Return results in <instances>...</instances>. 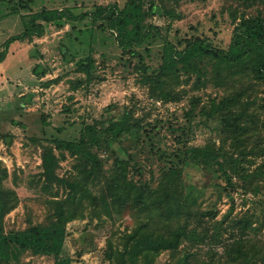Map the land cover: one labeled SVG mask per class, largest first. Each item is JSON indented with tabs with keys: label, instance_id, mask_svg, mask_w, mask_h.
<instances>
[{
	"label": "rangeland",
	"instance_id": "obj_1",
	"mask_svg": "<svg viewBox=\"0 0 264 264\" xmlns=\"http://www.w3.org/2000/svg\"><path fill=\"white\" fill-rule=\"evenodd\" d=\"M126 1L30 0L29 4L30 11L70 8L82 13L98 5L122 8ZM157 2L162 14L150 16L146 22L161 26L175 42L181 37L201 36L227 49L242 18H264V0ZM12 5L10 0H0V50L9 37L23 31L21 15L30 13L26 9L13 13ZM100 22L49 23L42 36L12 43L6 60L0 63V162L8 173L3 185L16 193L14 205L4 218L5 231L51 222L55 202L74 194L76 217L65 226L63 257L69 264H121L118 254L124 252L129 235L140 226L164 235L169 226L186 225L190 215L193 219L188 230L197 228L201 233L206 229L209 238L201 237L194 244L185 241L179 254L161 251L150 258V264H186L182 261L186 254L189 264H244L243 259L232 262L226 251L238 243L245 249L255 243L264 245V84L248 73L217 81L207 64L201 78L184 70L168 77L163 95L142 81L140 68L142 60L149 66L148 73L158 71L162 41L139 48L140 59L124 54L117 44V33L100 28ZM88 56L94 59L89 77L78 69V62ZM36 65L43 74L33 73ZM31 93L32 104L21 99ZM236 93L241 99L233 108L246 110L244 123L249 125L248 140L243 145L222 134L221 114L212 112L214 103ZM126 113L132 116L130 120L141 121L144 129L138 137L125 135L114 145L111 156L99 152L102 167L98 181L87 175L82 159L54 143L56 138H79L85 123L101 124ZM207 144L235 155L249 151L242 159L243 171L233 173L232 185L210 169L174 158L178 150ZM46 151L55 158L57 178L51 182L44 175ZM115 157L129 158L128 180L152 190L175 166L178 176L173 178V187L182 205L178 218L167 220L158 213L150 214L133 207L130 200L115 206L104 185ZM91 195L97 199L88 198ZM196 214L203 217L196 220ZM246 219L253 227L244 230L238 223ZM215 227L220 237H213ZM139 262L145 261L141 258ZM8 264L57 263L52 255L25 251ZM126 264L131 263L126 259Z\"/></svg>",
	"mask_w": 264,
	"mask_h": 264
},
{
	"label": "trees",
	"instance_id": "obj_2",
	"mask_svg": "<svg viewBox=\"0 0 264 264\" xmlns=\"http://www.w3.org/2000/svg\"><path fill=\"white\" fill-rule=\"evenodd\" d=\"M13 5V13H21L22 9L28 10L29 14H22L24 29L21 33L9 37L0 50V63L7 58L10 45L30 36H42L49 23L61 24L63 21L79 22L91 19L98 20L99 27L109 28L117 33L116 41L124 54L142 58L139 48L161 40L163 44L162 63L158 71L148 73L149 66L140 60V68L144 72L143 82L151 86V89H162L168 77H174L178 71H192L198 74V78L205 73L203 69L207 64L211 65L217 81L232 79L238 73H248L255 80L264 84V18L260 16L242 18L235 28V35L227 49L219 48L211 43L206 37L191 36L181 37L177 42L163 33L158 24L146 22V18L161 15L162 8L157 0H127L122 8L115 5H98L93 11L76 13L70 8H42L38 11H30V0H10ZM27 16V17H26ZM94 59L88 56L78 62L79 71L85 72L89 77ZM39 66L33 69L35 75L39 72ZM201 80V79H199ZM21 99L26 103H33V94H23ZM241 94L236 93L231 97L214 103L212 112L221 114V132L227 139L245 144L249 132V125L244 123L246 110H234V105L239 103ZM129 113L120 118H111L104 123H85L79 138L75 140L54 139L56 147L66 150L70 154L82 159L83 166L87 169V175L95 182L98 181L101 170V162L98 159L99 152L108 156L114 154V145L122 141L125 135L138 137L144 129L138 119L130 120ZM249 152V151H248ZM245 150L239 154H230L221 147L212 145L191 146L178 150L174 154L180 163L193 166H203L212 170L226 183H232L233 173L243 171L242 159L248 154ZM44 175L48 181L56 180L54 162L55 158L50 151L44 152ZM112 173L107 176L105 187L110 192L114 204L121 205L131 201L133 207L150 214H159L167 220L178 218L181 201L176 199V190L173 187V178L178 176V169L172 165L165 174L158 188L152 190L144 184H136L127 178V166L129 158H114ZM6 168L0 162V264H8L17 259L21 253L31 251L34 254L52 255L57 264L68 261L63 257L65 245V226L74 216V205L77 202L76 195L70 194L64 201L55 202V218L47 224L31 225L23 230L6 232L4 218L6 213L13 207L16 199L14 190L3 185L7 178ZM232 185V184H231ZM88 198L97 199L96 195ZM83 198H80V203ZM69 202V203H68ZM68 203V204H67ZM183 212V210H182ZM184 215L186 212L183 213ZM203 215L196 214L197 220ZM193 216L185 220V224L178 227H168L163 235H158L152 230H146L140 226L127 239L123 253L118 254L121 264H126V259L131 264H142L139 259L150 264V258L164 250H169L173 255L180 253V248L185 241L194 244L199 238H209V233L204 229L201 233L197 228L188 230ZM182 221V217H181ZM238 223L239 227L247 230L253 227L249 219ZM218 227V226H216ZM214 228L213 237H220L219 228ZM216 231V232H215ZM157 234V235H156ZM231 244H228V246ZM232 256V262L246 260L244 264H264V245H251L250 249L242 248L239 243L226 251ZM189 254L183 258V262L189 264Z\"/></svg>",
	"mask_w": 264,
	"mask_h": 264
}]
</instances>
